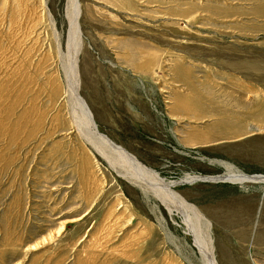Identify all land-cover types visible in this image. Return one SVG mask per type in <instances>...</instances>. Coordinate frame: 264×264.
<instances>
[{
	"label": "rangeland",
	"instance_id": "1",
	"mask_svg": "<svg viewBox=\"0 0 264 264\" xmlns=\"http://www.w3.org/2000/svg\"><path fill=\"white\" fill-rule=\"evenodd\" d=\"M77 3L78 30L73 0H0V264H201L159 200L169 182L210 221L218 264H264V185L178 182L264 174V0ZM73 79L158 181L129 180L76 126Z\"/></svg>",
	"mask_w": 264,
	"mask_h": 264
},
{
	"label": "bare ground",
	"instance_id": "2",
	"mask_svg": "<svg viewBox=\"0 0 264 264\" xmlns=\"http://www.w3.org/2000/svg\"><path fill=\"white\" fill-rule=\"evenodd\" d=\"M73 5L75 7V8L73 7L75 10L72 9L73 11L72 10H70V11H72V13L75 11L76 13L74 12L75 13L74 17H71V14H70V17H71L70 19L71 20H72V18L74 19V24H73V22H72V24H73L74 28L76 30H78L77 29V23H78V21H77L78 17L77 16L79 14V9H78L79 7H78L77 0H73ZM71 6H72V4H71ZM72 16H73V14H72ZM78 27H79V25H78ZM78 32L80 33V31H78ZM70 33H71V31H70ZM72 34H73V32H72ZM72 34H70V35H72ZM75 34H76V32H75ZM77 36H78L77 40H80L79 34ZM74 38H77V37L75 36ZM74 43L77 44V42H74ZM74 43H73V45H74ZM72 51H74V50H72ZM75 51H76V49H75ZM77 53H79V52H77ZM74 56H76V55H74ZM73 63H74V60H73V62L71 61L72 66H73ZM76 63H77V61H76ZM72 68H73L72 69L73 73H78V72H76V68L75 67H72ZM77 76H78V74H77ZM53 77H54L53 75L50 77V81H51V83L53 85V89L52 90L55 91V94H56V93H59L61 91V88L63 86L61 87L62 84L59 83V80L55 82V78H53ZM55 77H56V75H55ZM65 78H67V76ZM51 83H50L49 87H52ZM65 84H66V82H65ZM66 85H69V84H66ZM66 87L68 89L67 90L68 97H70L72 99L73 107L71 106V103H70V106L68 108V109H70V107H72V110H73L72 113H71L72 119H73L72 121H74L76 126H78L79 129L84 132V135H86L87 138H92L94 140H97L100 143L103 142L104 146H107V148L109 147L114 152L116 151L118 153V156L121 159H124L125 162L130 165L129 170L131 168L132 172L128 171V172L122 173V174L125 177H127L129 180L135 182L137 185L140 184L143 188L145 187V189L148 188L145 180L143 179L145 177V174L147 176V173H149L148 176L150 177V174L152 173V176H154L157 179L156 181H158L159 180V178L157 176L158 173L156 174L154 172V170H151V169L147 168L144 164H142V162H140L136 158V156L132 155L127 150L119 147L118 145H116L112 141L104 138L97 131V126L95 124V121H94V118L92 116V113H91L88 105L85 103L84 99L81 97L80 93L78 92V87L76 85L75 80L73 79V81L71 82V85L69 87L68 86H66ZM52 90H51V92H52ZM62 90H64V88ZM62 93H64V92H62ZM65 95L66 94H64V97H65ZM54 96H56V95H54ZM63 101H66V99L63 100ZM63 103H62V105H63ZM68 105H69V103H68ZM65 107H67V106H65ZM61 108H62V106H61ZM63 110H64V108H63ZM70 112H71V110H70ZM88 141H89V139H88ZM101 153H103V152H101ZM114 159L117 162L116 158H114ZM118 160L121 161L120 159H118ZM122 164H124V163L122 162ZM228 167H229V169H227V171L225 173H223L222 175H213V176L187 175L184 179L190 180V179H196V178H206V179L211 180V182H227V183H233V184L237 183L239 185H244V184H248V183H257V184L264 185V174H253V175H251V174H247L245 172H242V171H240L238 169H234L233 166H231V165L228 166ZM148 176H147V178H148ZM148 180H149V178H148ZM217 180H219V181H217ZM160 181L162 182L163 180H160ZM180 181H178V182H180ZM163 182H165V181H163ZM177 184L178 183H176V182H169L167 184L164 183L165 186L163 188H166L167 189L166 192H168V193H164V194L158 195L159 200L161 201L162 204H164L167 207V209L171 213H173V211L175 212V208H176V212L175 213L181 216L183 224H184V226L186 228L187 234L188 235H192L191 237L193 238L194 245L198 249L199 254H200V255L198 254V256H199V259L201 261V264H218V261L216 259V255H215L216 247H215L214 239H213L212 234L210 232V229H211L210 228V225H211L210 221H208L205 218V216L200 212V210L195 205L188 203L184 198L178 196L172 190L171 187L175 186Z\"/></svg>",
	"mask_w": 264,
	"mask_h": 264
},
{
	"label": "water",
	"instance_id": "3",
	"mask_svg": "<svg viewBox=\"0 0 264 264\" xmlns=\"http://www.w3.org/2000/svg\"><path fill=\"white\" fill-rule=\"evenodd\" d=\"M195 181H211V180L206 179V178H196V179H190V180L183 179L179 183H182V182H184V183L190 182L191 183V182H195ZM217 181H219V180H217Z\"/></svg>",
	"mask_w": 264,
	"mask_h": 264
}]
</instances>
